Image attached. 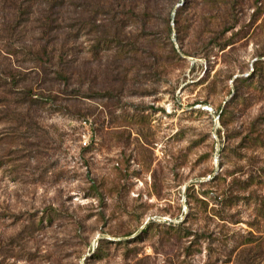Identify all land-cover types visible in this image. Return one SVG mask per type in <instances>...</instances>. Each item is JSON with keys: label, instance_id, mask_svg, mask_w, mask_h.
Instances as JSON below:
<instances>
[{"label": "rangeland", "instance_id": "1", "mask_svg": "<svg viewBox=\"0 0 264 264\" xmlns=\"http://www.w3.org/2000/svg\"><path fill=\"white\" fill-rule=\"evenodd\" d=\"M47 3L0 0V264H264V0Z\"/></svg>", "mask_w": 264, "mask_h": 264}, {"label": "trees", "instance_id": "2", "mask_svg": "<svg viewBox=\"0 0 264 264\" xmlns=\"http://www.w3.org/2000/svg\"><path fill=\"white\" fill-rule=\"evenodd\" d=\"M51 1V3L49 4V2ZM63 0H48V8L47 9H44L43 10V13H42V26L43 27H47L49 29L51 23H52V20H51V16H50V13H48V10L49 9H53L56 5H59L62 3ZM56 4V5H55ZM236 96L237 98V95H234V97ZM41 98H44V99H50V96H40ZM240 96H238L239 98ZM144 230L140 231V235L136 236L134 239L138 240L139 242L142 241V238H143V233ZM121 242V241H120ZM120 242H116V244H121ZM133 243H135V241L131 240V241H125L123 242L122 244L125 245L126 247H128V245H132Z\"/></svg>", "mask_w": 264, "mask_h": 264}, {"label": "built area", "instance_id": "3", "mask_svg": "<svg viewBox=\"0 0 264 264\" xmlns=\"http://www.w3.org/2000/svg\"><path fill=\"white\" fill-rule=\"evenodd\" d=\"M80 125L83 126L86 130L90 128V123L88 121H82L80 122ZM90 135L89 133L87 135H84L81 140V144L83 147L88 146L89 144Z\"/></svg>", "mask_w": 264, "mask_h": 264}]
</instances>
